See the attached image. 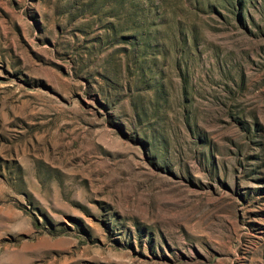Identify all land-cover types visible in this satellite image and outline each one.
Segmentation results:
<instances>
[{
  "label": "rangeland",
  "instance_id": "obj_1",
  "mask_svg": "<svg viewBox=\"0 0 264 264\" xmlns=\"http://www.w3.org/2000/svg\"><path fill=\"white\" fill-rule=\"evenodd\" d=\"M0 264H264V0H0Z\"/></svg>",
  "mask_w": 264,
  "mask_h": 264
}]
</instances>
